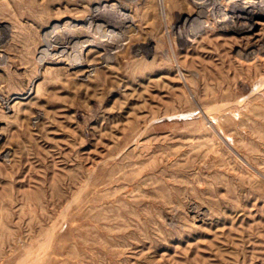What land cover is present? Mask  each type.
<instances>
[{
	"label": "rangeland",
	"instance_id": "374dc122",
	"mask_svg": "<svg viewBox=\"0 0 264 264\" xmlns=\"http://www.w3.org/2000/svg\"><path fill=\"white\" fill-rule=\"evenodd\" d=\"M196 1L0 0V264H264V15Z\"/></svg>",
	"mask_w": 264,
	"mask_h": 264
},
{
	"label": "bare ground",
	"instance_id": "6f19581e",
	"mask_svg": "<svg viewBox=\"0 0 264 264\" xmlns=\"http://www.w3.org/2000/svg\"><path fill=\"white\" fill-rule=\"evenodd\" d=\"M195 3L201 8V6L204 5V0L196 1ZM229 3L231 6L229 12L225 10L226 8L221 11L222 5L218 1H213L211 8L213 11H220V17L216 20L218 21L217 23L223 27V29H230V31L233 30L237 32L251 30L255 23H257L256 17L258 15H264V0H230ZM201 12L196 13L194 17L198 18ZM87 19L89 22H96L99 20V14L97 13V10L93 9L90 11L88 13ZM112 25V23L106 22V26L108 28ZM71 39L72 37L66 36L65 39L62 40V43L64 44L66 42H70ZM43 41L45 43V47H43V49H47V47L53 42L51 41L50 33L47 32V36Z\"/></svg>",
	"mask_w": 264,
	"mask_h": 264
}]
</instances>
